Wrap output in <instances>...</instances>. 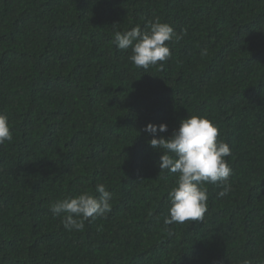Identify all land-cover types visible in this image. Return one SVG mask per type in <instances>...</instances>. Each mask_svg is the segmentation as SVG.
Listing matches in <instances>:
<instances>
[{
    "label": "trees",
    "instance_id": "1",
    "mask_svg": "<svg viewBox=\"0 0 264 264\" xmlns=\"http://www.w3.org/2000/svg\"><path fill=\"white\" fill-rule=\"evenodd\" d=\"M157 17L182 39L145 71L114 33ZM0 113V264H264V0H0ZM191 115L230 146L231 191L166 225L177 175L144 128ZM101 183L111 211L66 230L50 205Z\"/></svg>",
    "mask_w": 264,
    "mask_h": 264
},
{
    "label": "clouds",
    "instance_id": "2",
    "mask_svg": "<svg viewBox=\"0 0 264 264\" xmlns=\"http://www.w3.org/2000/svg\"><path fill=\"white\" fill-rule=\"evenodd\" d=\"M182 34L162 22L159 17L146 24L142 30L135 26L130 30L114 33V44L120 50L131 48L129 59L145 71L150 67L163 68V62L171 56L167 42H179ZM202 55L207 54L203 49ZM167 125L148 123L144 131L153 138L149 145L161 153L158 167L177 175L175 185L169 190V215L164 218L166 225L183 224L186 221H202L207 212V184H219L222 190L219 197L231 191L229 177L232 168L226 157L231 155L228 143L218 140L219 130L206 115H191L179 121V127L168 138L158 133L166 132ZM8 116L0 113V144L11 141ZM92 195L83 192L74 198H64L50 205L55 216L64 214L63 226L68 231H81L84 221L89 218L103 217L111 211V193L105 184H97ZM243 264H250L245 260Z\"/></svg>",
    "mask_w": 264,
    "mask_h": 264
}]
</instances>
